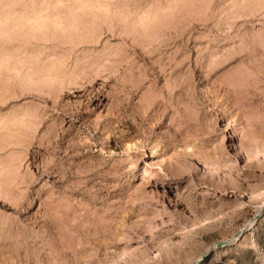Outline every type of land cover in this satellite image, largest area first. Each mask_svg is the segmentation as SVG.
Here are the masks:
<instances>
[{
	"label": "rangeland",
	"instance_id": "374dc122",
	"mask_svg": "<svg viewBox=\"0 0 264 264\" xmlns=\"http://www.w3.org/2000/svg\"><path fill=\"white\" fill-rule=\"evenodd\" d=\"M6 9L0 264H264V0Z\"/></svg>",
	"mask_w": 264,
	"mask_h": 264
},
{
	"label": "bare ground",
	"instance_id": "6f19581e",
	"mask_svg": "<svg viewBox=\"0 0 264 264\" xmlns=\"http://www.w3.org/2000/svg\"><path fill=\"white\" fill-rule=\"evenodd\" d=\"M8 4V3H7ZM6 6V5H5ZM13 6V5H12ZM3 7V6H2ZM8 7H9V4H8ZM32 8V7H31ZM4 9V8H3ZM45 10V9H44ZM6 12L9 10L6 9L5 10ZM32 11V10H31ZM30 11V13H31ZM5 13L3 11L4 14H0V34H3V33H6L9 29H11V25H10V21L14 20V22H16V27H19V28H22L26 23H29L30 25V30L31 31H37V30H40L41 29V26H42V22H41V18H42V12H43V9H35L31 14H26L24 15L23 14V10H22V13ZM2 13V12H1ZM45 13V12H43ZM50 15V14H48ZM47 16V15H45ZM44 16V17H45ZM48 18V17H47ZM43 20V19H42ZM57 20V19H56ZM13 22V21H12ZM63 22H61V24H57L59 25V27L62 25ZM67 23V22H65ZM54 24V22H53ZM64 24V23H63ZM69 25V24H68ZM44 26V25H43ZM13 27V26H12ZM45 27V26H44ZM67 27V26H66ZM73 27V26H72ZM71 28V27H70ZM65 30V29H64ZM70 34V33H69ZM8 56V55H7ZM5 58V57H4ZM2 58L1 59V64L0 65H3L4 63H6L5 59ZM10 59V57H9ZM10 62V61H9ZM5 65V64H4ZM55 65V64H54ZM33 75V74H32ZM27 76V75H26ZM29 78V77H28ZM33 78V77H32ZM46 78V77H45ZM53 79V78H52ZM39 81V80H38ZM264 194V192H262ZM203 224V221L200 222V225ZM127 253V252H126ZM123 254V255H126ZM209 261V260H208ZM217 261V260H216ZM212 263V262H211ZM216 264V263H215Z\"/></svg>",
	"mask_w": 264,
	"mask_h": 264
}]
</instances>
